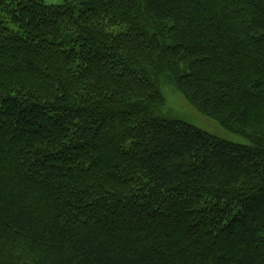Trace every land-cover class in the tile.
<instances>
[{
    "label": "trees",
    "instance_id": "1",
    "mask_svg": "<svg viewBox=\"0 0 264 264\" xmlns=\"http://www.w3.org/2000/svg\"><path fill=\"white\" fill-rule=\"evenodd\" d=\"M0 264H264V0H0Z\"/></svg>",
    "mask_w": 264,
    "mask_h": 264
},
{
    "label": "rangeland",
    "instance_id": "2",
    "mask_svg": "<svg viewBox=\"0 0 264 264\" xmlns=\"http://www.w3.org/2000/svg\"><path fill=\"white\" fill-rule=\"evenodd\" d=\"M48 5H59L63 0H44ZM106 28L110 32H123L126 27L122 26H112L110 24L106 25ZM164 96L166 98V108L164 113L170 118L184 120L193 126L207 132L213 136H216L222 140L235 143L248 145L250 142L238 135H235L225 128H223L216 121L203 116L196 109H194L185 98L177 91L174 87L166 86L162 89Z\"/></svg>",
    "mask_w": 264,
    "mask_h": 264
}]
</instances>
